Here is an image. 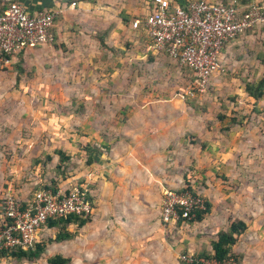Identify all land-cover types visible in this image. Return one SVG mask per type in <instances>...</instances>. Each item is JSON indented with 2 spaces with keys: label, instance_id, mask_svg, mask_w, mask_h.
I'll return each mask as SVG.
<instances>
[{
  "label": "rangeland",
  "instance_id": "374dc122",
  "mask_svg": "<svg viewBox=\"0 0 264 264\" xmlns=\"http://www.w3.org/2000/svg\"><path fill=\"white\" fill-rule=\"evenodd\" d=\"M76 1L78 3L86 0ZM95 1L89 2L94 5ZM147 2L148 0H101L103 12L99 15L102 18L94 21L87 16L82 22L86 31L98 42L101 50L98 54L103 60L108 59L107 55L111 56L108 50L114 51V57L124 56L130 51L135 61L130 62L131 72L126 76L129 81L123 74H112L113 67H121V64L114 65L110 60L98 65H70V68H61L40 58H34V55L28 52L26 63H22L23 71L31 75L35 73L34 77L41 78L39 85L42 86L47 83L44 79H51L54 86L58 84L55 89L63 92V96L57 101L55 97H37L36 100L46 103V111L38 117L24 110L22 118H19L20 111L12 110L16 96L9 92L20 90L19 81H16L14 74V64L20 56L10 64L0 62V137L6 135L3 121L11 120L12 125L21 123L22 128L19 130L22 142H25L24 146L29 143L35 146L36 152L42 156L41 163L44 164L34 169L26 167V163L20 165L24 171L19 177L7 171L8 174L4 178L7 183L0 190V198L6 192L19 198L29 197L33 191L40 189L39 184L55 177L56 162L46 159L47 154H43L52 152L56 141L70 132L67 128L71 123H66L70 114L60 113L63 111L62 105L70 107L72 103V111L74 108L79 110L87 106V118L94 117L96 120L111 123L115 121L120 124L126 123L133 111L144 110L150 106L151 113H146L151 117L150 120L145 119L142 113L134 116V120L139 124L148 120L146 125L150 128V133L156 132L154 128L160 121L164 123L161 144L150 145L152 164L161 165V169L151 168L155 178L152 180L157 182L158 175L165 176L166 180L160 183L163 191L177 190L189 183L211 203L210 211L202 222H176L162 226L166 248L176 250L179 263L180 253L191 251L197 255L210 252L218 231L226 229L230 220L242 216L251 226L250 235L238 238L232 248V256L238 254L240 264H264V174L260 172L264 169V162L256 160L253 143L261 129L264 130V99H254L244 88L245 82H257L264 77V27L248 29L244 34L228 41L222 49L223 70L210 79L203 92H197L192 89L194 77L191 70L166 54L151 53L143 31L129 30L133 20L141 18L146 12ZM58 18L59 13L56 14V19ZM66 21L69 24L68 30H74V26H78L74 15L68 16ZM117 21L125 26L124 35L130 36H121L122 48H117L118 50L106 43ZM78 29L75 30L78 32ZM118 39V35L112 37L114 42ZM52 44L59 45L55 42ZM143 55L145 59H139L138 56ZM21 59L23 60V55ZM29 77L27 75L28 80ZM193 91L194 94L191 95L190 92ZM22 103L26 105L28 102L25 100ZM89 108L97 109L98 115L91 114ZM74 118L73 122L77 121L76 116ZM232 118L235 119L234 125L230 123ZM244 125L250 129V143L242 142L240 146H235V157L224 162L223 156L228 151L226 145L229 143L226 141V134L231 131L238 133L239 126ZM45 131H49L51 135H46ZM86 131L85 135L92 133L89 129ZM118 133L123 134L109 126L100 128L98 135L103 138L102 144L97 141L95 135L94 141L99 144L96 147L102 151L110 150L112 143L116 144L120 138ZM137 134L138 131L135 135ZM16 137L18 139V136L11 134L13 140ZM126 139L124 146L127 144ZM1 152L10 159L12 151L9 150L8 153L2 141L0 159L4 157ZM1 167L3 165L0 163ZM73 170L77 172V167ZM77 181L76 178L71 180L74 184ZM5 188L7 190H4ZM158 211L157 201L152 210L154 219L158 218ZM254 222L262 224L254 225ZM79 228L72 224L67 230L76 235ZM43 229L44 227L40 231L43 233L41 241L46 244V249L37 260L5 257L0 259V264H49L47 259L58 252L62 253L63 248L53 240L58 232L57 228Z\"/></svg>",
  "mask_w": 264,
  "mask_h": 264
},
{
  "label": "crops",
  "instance_id": "0c3cea01",
  "mask_svg": "<svg viewBox=\"0 0 264 264\" xmlns=\"http://www.w3.org/2000/svg\"><path fill=\"white\" fill-rule=\"evenodd\" d=\"M9 1L20 2L31 12L48 8L53 9L56 14L59 13V18L54 21L52 27L53 42L59 45L55 46L51 42L36 48L26 49L22 52L24 63H26L29 57L26 55L29 52L34 55V58H40L47 63L61 66V68H70V65H98L99 63L110 60V63L114 65L121 64V67H113L112 74L120 73L125 75L126 78L131 72L129 67L130 62H134L135 58L130 54V51H127L124 56L114 57L112 56L114 51L108 50L111 56L107 55L109 56L108 59L103 60V57L98 54L101 53L98 42L83 26L82 22L87 16L94 21L102 18L99 15V13L103 12L101 0H96L94 5L93 2L78 1L77 3L76 0H72L71 3L63 0H0V3L7 4ZM73 15L74 20L78 23V26H74V28H79L78 32L75 29L68 30L69 24H67L66 19L68 16ZM79 25L82 27H79ZM123 28L125 26L122 22L117 21L116 26L111 29L110 39L106 41L110 47L116 50H118L117 48H122L120 39L125 34V29ZM129 30L132 31V27H129ZM117 35L119 39L117 42H114L112 37H116ZM124 36L125 38H130V36ZM147 47L145 48L147 49ZM151 53H153L152 50ZM138 57L141 60L145 59V55ZM16 72L15 70V75ZM33 74L35 75V73ZM33 74L24 72V76L21 75L22 77L18 82V88L20 90L9 92L11 95L16 96L17 100L13 101L14 109L12 110L20 111L19 118H22V112L24 110L28 114L33 113L38 117L42 115L43 111H46V108H44L46 103L36 100L37 97H55L57 101L58 98L63 96V92L55 89V87H58L57 83L54 86L51 79L48 81L44 79L43 81L47 83L43 86L39 85L42 81L41 78L34 77ZM27 75L28 77L30 76L29 80L27 79ZM126 80L129 81L127 78ZM12 83H15V81H12ZM24 99L28 102L25 103L26 105L22 103L25 101ZM70 105V107L62 105L61 109L63 111L61 112L59 110L60 113L68 112L70 114L66 122L71 123L67 128L70 132H64L66 135H63L58 142L56 141L52 152L43 154L44 156L49 154L51 157L50 160L56 162L55 166L58 163V155L54 153L55 149H61L69 154L70 163L67 166L66 175L62 177L60 174H57L55 168V177L38 186L50 184L54 180L57 188L67 189L73 185H78L82 181L85 185L89 184L88 190L92 197L94 207L90 220L78 229L77 234L73 238L57 242L63 248L61 250L62 253H58L65 257H70V264H180L176 250H168L166 248V242L162 234V226L164 227L167 224L161 222L159 217L163 195L160 183H163L166 177L158 175L156 177L157 182H155L152 180L155 178L151 173V168L161 169L160 164H155V166L152 164L153 160L149 152L151 150L150 145L155 146V143L161 144L162 130H164L162 125L164 123L162 124L160 121L158 126L154 128L156 132H149L150 128L146 125V121L150 120L151 117L146 113H151L150 106L144 110L133 111L134 114L132 113L129 116L126 123L120 124L115 121L111 123L104 120H96L94 117L89 119L85 116L87 114L85 107L87 106L79 110L74 108L72 111L73 104L70 103ZM57 106L55 105V107ZM89 109L91 114L95 113L98 115L97 113L99 112L96 111L97 109ZM139 113H142L145 119H149L142 121L140 124L135 122L134 116ZM75 116L77 121L73 122ZM2 123L6 135L0 137V143L1 141L4 142L5 149L8 153L9 150L12 152L10 153V159H7L6 155L1 152L4 157L0 159V163L3 165L0 168V177H2L0 180V190L7 183L4 179L8 174L7 171L19 177L24 171L20 165L24 163H26V167L29 169L44 165L41 163L42 156L38 154L39 152H36L35 146L31 143L24 146L25 142H22V138L20 137L21 132L19 130L22 128L21 123L12 125L11 120H5ZM108 126L123 134L118 133L120 138L116 144L112 143L110 150L102 151L101 154L90 152L92 161L87 163L86 160L89 153L84 149V146L87 144L99 146L94 141L95 135L97 141L99 140V143L101 141L102 144L103 138L99 136L100 134L98 135V130L100 128H107ZM239 127L240 131L238 130V133L231 131L226 134V138H228L226 141L229 143L226 145L228 151L223 156L225 159L224 162L235 157V146H240L242 142L250 143L251 139L248 137L250 129L246 125ZM86 129L91 130L90 133H92L85 135L84 133L87 132ZM261 130L253 143L255 145L254 153L256 160L258 159L260 162H264V130ZM137 131L139 134L135 135ZM11 134L18 136V139L16 137L13 140ZM45 134L51 135L49 131ZM124 135L125 139L127 138V144L125 146L123 144L125 140ZM205 139L207 138L205 137ZM119 152L121 153L120 155ZM33 159H39V162L33 163ZM76 167L77 172L73 170ZM260 172L264 174V169ZM228 174L231 173L228 172ZM75 178L78 181L74 184L71 180ZM67 185L70 186L67 187ZM4 190H7V188ZM27 197L18 198L24 200ZM157 201L159 202L158 218L154 219L152 210L155 208ZM239 218L246 222L247 229L238 238L250 235L251 226L249 222L242 216ZM204 220L202 219L200 222ZM253 224L258 225L262 224V222H254ZM44 229L50 230L55 229V227H44ZM42 238L43 233H40L39 240H42Z\"/></svg>",
  "mask_w": 264,
  "mask_h": 264
},
{
  "label": "built area",
  "instance_id": "2783aa9c",
  "mask_svg": "<svg viewBox=\"0 0 264 264\" xmlns=\"http://www.w3.org/2000/svg\"><path fill=\"white\" fill-rule=\"evenodd\" d=\"M73 5V4H72ZM56 13L43 8L29 11L23 4L9 1L0 10V62L10 64L20 52L51 43ZM133 30L143 31L153 53H165L193 73V87L203 92L216 74L223 70L224 45L251 28L264 27V0L245 5L237 0H148L146 12L135 18ZM191 95L194 94L190 92ZM206 209L205 198L187 186L163 191L159 217L164 224L187 223ZM93 207L80 186L67 189H37L22 200L10 192L0 198V251L27 248L40 238L48 219L90 215ZM185 263L238 264L232 257L219 261L182 253Z\"/></svg>",
  "mask_w": 264,
  "mask_h": 264
},
{
  "label": "trees",
  "instance_id": "16d2710c",
  "mask_svg": "<svg viewBox=\"0 0 264 264\" xmlns=\"http://www.w3.org/2000/svg\"><path fill=\"white\" fill-rule=\"evenodd\" d=\"M86 1H91V0H86ZM223 1H228V0H223ZM237 1L243 5L253 0H237ZM185 2L186 0H178V3L181 5L184 4ZM5 4L6 3H0V10L3 8V5ZM55 20H56V17L54 18V21ZM21 55H22V52L18 54L20 58L14 64V68L17 71V74H16L17 82L20 80L22 73H24L22 69L23 60L21 59ZM244 88H245V91L248 93V95H250L254 99H264V77L259 79L257 82H245ZM230 123L234 125L235 119L232 118ZM84 149L88 151L89 153L87 160H86L87 163H90L92 161L90 152H96L98 154L102 153V150L96 147L95 145L87 144L84 146ZM54 153L58 155V163L55 166L56 172L57 174H60L62 177H65L67 166L70 163V155L61 149H55ZM46 159L50 160L51 157L47 155ZM32 162L38 163L39 159H33ZM88 185H85L82 181L78 183V186H80L85 196V199L91 203L92 207H94L92 197L88 190ZM40 186H41L40 189L51 188L53 191L57 190L56 182L54 180H52L50 184H43ZM187 188L190 190H193V188L191 187L189 183L187 184ZM210 208H211V203L208 200H206V209L197 212L196 216L193 219L188 220V222L201 221L204 218V216L210 211ZM91 215L92 214L87 215V216L69 214L68 216L63 217V218L48 219L45 224V227L57 228L58 232L56 233L53 240L56 242H60L66 239H71L75 236L74 233L69 232V230H67V227L69 225L75 224L78 227H81L90 220ZM179 222H181V219L177 221V223ZM246 229H247V224L244 220L239 219V218L230 220L226 229L218 231L216 239L212 241L211 251L202 252V253L197 254L196 256L213 257L219 261H224L232 257L238 264H240V260H239L240 256L238 254L232 256V251H233L232 248L236 244L239 235H241ZM45 249H46V244L42 242L41 240H38L37 242L34 243V245L29 246L27 248L16 247L11 250H1L0 259L5 258V257H12L16 260L34 261V260H37L44 253ZM47 262L49 264H69L70 258L65 257L62 254L58 253V254H54L53 256H50L47 259ZM180 264H200V263L197 261H193L191 263H185L181 261Z\"/></svg>",
  "mask_w": 264,
  "mask_h": 264
}]
</instances>
